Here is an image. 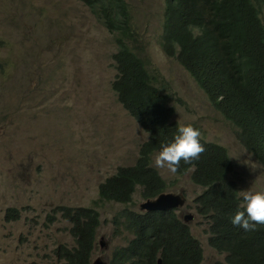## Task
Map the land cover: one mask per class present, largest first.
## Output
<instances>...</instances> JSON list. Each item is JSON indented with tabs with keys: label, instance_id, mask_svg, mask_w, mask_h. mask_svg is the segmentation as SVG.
I'll use <instances>...</instances> for the list:
<instances>
[{
	"label": "rangeland",
	"instance_id": "1",
	"mask_svg": "<svg viewBox=\"0 0 264 264\" xmlns=\"http://www.w3.org/2000/svg\"><path fill=\"white\" fill-rule=\"evenodd\" d=\"M127 1L137 32L133 46L172 96L173 120L196 125L207 140L225 145L244 191H264V165L241 143L238 127L163 51L165 0ZM115 37L82 0H0V264H64L55 249L75 240L60 206L100 211L94 258H110L132 238L126 230L115 233L113 218L126 205L99 195L100 184L119 166L135 163L148 137L112 89ZM159 170L169 183L177 179L166 191L188 197L180 212L194 215L190 226L204 247L202 264L224 261L225 254L209 247L207 219L193 207L204 188L190 173ZM141 190L129 205L138 211ZM10 208L20 209L21 217L8 221Z\"/></svg>",
	"mask_w": 264,
	"mask_h": 264
},
{
	"label": "trees",
	"instance_id": "2",
	"mask_svg": "<svg viewBox=\"0 0 264 264\" xmlns=\"http://www.w3.org/2000/svg\"><path fill=\"white\" fill-rule=\"evenodd\" d=\"M116 37L119 52V88L127 95L124 106L131 111L148 133L140 157L132 165L120 166L99 187L103 200L132 203L137 185L145 198L164 191L168 184L153 168L151 155L161 145L171 143L178 124L169 95L155 83L143 59L131 43L129 4L126 0H82ZM164 33L161 46L169 56L176 57L207 94L211 103L224 110L229 104L235 116H228L239 127V139L246 149L264 164V56L260 59L257 44L264 43V21L254 0H165ZM203 29L208 37L194 38V29ZM213 32L220 37H214ZM221 38L229 43L222 47ZM262 63V64H261ZM262 120H257L256 112ZM205 151L192 165L183 160L176 172L184 175L190 168L191 179L205 187L197 197L196 210L208 219L209 243L220 253H227L226 264H264V226L255 231L233 226L231 213L237 204L235 183L228 191L229 173L236 167L228 149L200 137ZM8 219H19L21 211L10 208ZM71 231L81 236L84 257L96 239L101 223L100 212L94 207L60 206ZM58 211V212H59ZM11 212H14L11 213ZM54 220V219H53ZM51 220V222H53ZM115 233L128 231L133 237L124 247H115L111 264H127L137 257L141 264H158V251L164 247L162 264H199L204 251L175 210L140 212L124 208L114 218ZM222 264V263H218Z\"/></svg>",
	"mask_w": 264,
	"mask_h": 264
},
{
	"label": "clouds",
	"instance_id": "3",
	"mask_svg": "<svg viewBox=\"0 0 264 264\" xmlns=\"http://www.w3.org/2000/svg\"><path fill=\"white\" fill-rule=\"evenodd\" d=\"M127 1V0H126ZM128 2V1H127ZM254 3L256 4L259 12H257V14L263 18L264 21V0H254ZM129 4V3H128ZM165 5H166V1H165ZM89 6V5H88ZM90 7V6H89ZM91 8V7H90ZM92 9V8H91ZM164 11H165V7H164ZM128 12L130 15V26H131V36L135 35V39L137 40V32L135 31V27H134V23H133V18H132V13H131V9H130V5L128 7ZM94 13V12H93ZM95 14V13H94ZM96 15V14H95ZM97 16V15H96ZM98 17V16H97ZM98 19L101 22V19L98 17ZM102 23V22H101ZM103 24V23H102ZM104 25V24H103ZM105 26V25H104ZM106 27V26H105ZM107 28V27H106ZM108 29V28H107ZM109 30V29H108ZM111 33H117V37L118 35H122L121 31L116 30V32L109 30ZM163 33H164V14H163ZM163 36V34H162ZM162 36L160 41L162 40ZM196 37H202L201 38V42L204 43L205 42V37H208L207 33L199 28L196 27L194 29V38ZM213 36L214 37H220L217 36L214 32H213ZM115 42H116V37H115ZM222 47H227L228 46V41L224 38H221L220 40ZM117 43V42H116ZM131 47L132 49L137 52L139 54V52L135 49V47L133 46V43H131ZM117 51L114 53L113 55V59L115 62V68L117 70L116 75L113 79L112 82V89L115 91V93L117 94L118 100L119 102L122 104V106L128 111V113L142 126V124L136 119V117L131 113V111L129 109H127L124 106L123 100L125 99V97L127 96L120 88H119V83L118 80L120 78V71L118 69V62L115 58L116 54H118L119 50V46L117 43ZM136 48H139L138 46H136ZM257 48L259 51V56L260 59L264 56V43L262 44H257ZM163 49V48H162ZM164 51V50H163ZM140 55V54H139ZM141 56V55H140ZM169 56V55H168ZM142 57V56H141ZM170 57H174V56H170ZM144 60L145 58L142 57ZM176 58V57H174ZM177 59V58H176ZM178 60V59H177ZM179 61V60H178ZM180 62V61H179ZM148 64V63H147ZM146 64V66H147ZM180 64L185 68V70L189 73V71L186 69V67L184 66L183 63L180 62ZM262 64V63H261ZM148 68V67H147ZM262 71H264V65L262 64ZM149 70V69H148ZM150 72V71H149ZM151 73V72H150ZM190 74V73H189ZM154 77V80L156 81L155 83L159 84L162 82L161 80V76L159 73L157 74H152ZM191 75V74H190ZM191 77L193 78V76L191 75ZM194 79V78H193ZM195 80V79H194ZM196 81V80H195ZM197 83V81H196ZM198 84V83H197ZM199 85V84H198ZM201 88V87H200ZM202 89V88H201ZM166 88L163 90V92L167 95H169L170 97V101L172 99V96L169 93L165 92ZM203 90V89H202ZM204 91V90H203ZM207 95V94H206ZM208 97V96H207ZM209 99V98H208ZM210 101V100H209ZM211 102V101H210ZM171 106H173L171 104V102L169 103ZM174 107V106H173ZM216 108V107H215ZM217 109V108H216ZM175 110V107H174ZM219 112H221L223 114V116L228 119L229 121H231L232 123L235 124L234 120H232L231 118H229L228 116H235V110L234 107L230 106L229 104L226 106V108L224 110L221 109H217ZM175 115V112L173 114V117ZM6 117H8V114H6ZM172 117V120H173ZM257 120H262L261 116L259 115V112H256V118L254 119V122ZM173 122L178 124V128H177V134L174 137V141L171 143H165L161 145V150L160 151H155L152 153L155 154L154 157V165L152 164V155H151V166L153 168H155L156 170H158L160 172L159 169L161 170H167L168 172L172 173V174H176L178 177L184 176L187 173H190V178H191V171L193 168H190L184 175H178L176 172L178 171L179 167H180V162L181 160L184 161L185 164L188 165H192L193 161L198 160L201 156V154L205 151V148L203 146V144L200 142V137H204L205 133H201L200 131V127L198 126H192L191 124H179L177 121L173 120ZM236 125V124H235ZM237 126V125H236ZM143 127V126H142ZM238 127V126H237ZM143 129L145 130V128L143 127ZM239 129V127H238ZM146 131V130H145ZM148 138V137H147ZM206 138V137H205ZM238 138H239V130H238ZM207 139V138H206ZM147 140V139H146ZM145 140V141H146ZM240 140V139H239ZM144 141V142H145ZM209 141V140H208ZM143 142V143H144ZM142 143V144H143ZM218 143V142H217ZM242 143V142H241ZM141 144V146H142ZM220 145H223L221 143H219ZM225 146V145H223ZM226 147V146H225ZM227 148V147H226ZM246 148V147H245ZM141 149V147H140ZM228 149V148H227ZM229 152V149H228ZM253 153V152H252ZM230 155V152H229ZM231 156V155H230ZM140 157V150H139V154H138V158ZM137 158V159H138ZM232 158V157H231ZM233 159V158H232ZM259 160V159H258ZM236 164V163H235ZM263 164V163H262ZM264 165V164H263ZM120 167V166H119ZM118 167V168H119ZM118 170V169H117ZM117 172V171H116ZM115 172V173H116ZM114 173V174H115ZM161 174V172H160ZM113 175V174H112ZM110 175V176H112ZM162 175V174H161ZM109 176V177H110ZM162 177L166 180L168 186L167 188L162 191L161 193H159L158 195L154 196V197H148L145 198L142 194V190H141V195L143 196V198L145 199L143 202H146L149 199H155L156 197H158L160 194L162 193H174V194H179L182 193L183 196L186 198V202L183 206H178V207H172V208H168V209H156V210H160V211H167V210H175L177 212V214L179 215V217L190 226V220L193 218V214L191 213H185V209L183 210L182 214L180 212V210L184 207L187 206L188 204V197L187 195L183 192V191H166L169 187L170 184H174L176 182L177 179H175L174 181H172L171 183H169L167 181V179L162 175ZM108 178V177H107ZM106 178V179H107ZM105 179V180H106ZM104 180V181H105ZM103 181V182H104ZM192 181V179H191ZM102 182V183H103ZM193 182V181H192ZM194 183V182H193ZM232 183H235V190L237 193V204L233 210V212L231 213V222L233 224V226H235L236 228L240 229V230H245V231H255L256 227L258 226H264V191H254L252 189L243 190V183H242V178L238 172V167L236 164V167L234 169V171L232 173H229V184H228V191L230 189V186ZM196 184V183H195ZM101 185V184H100ZM199 186H202L204 189L201 193H199L193 200V207L196 210V206H197V202L196 199L198 196H200L204 190L205 187L201 184H196ZM140 186L142 188L141 185H137V187ZM100 187V186H99ZM136 187V190H137ZM135 190V192H136ZM133 193V202L132 203H122V202H118V203H122L124 205H126V207L130 208L129 205L134 203V194ZM100 195V192H99ZM101 199V197H100ZM103 200V199H101ZM104 201H108V200H104ZM117 202V201H114ZM141 202V203H143ZM140 203V205H141ZM79 207H86V206H79ZM89 207H93V206H89ZM125 207V208H126ZM96 208V207H94ZM97 209V208H96ZM132 209V208H131ZM98 210V209H97ZM135 210V209H134ZM156 210H151V211H156ZM99 211V210H98ZM138 211V210H136ZM139 211L140 212H149V210H141V207L139 206ZM100 212V211H99ZM120 212V211H119ZM118 212V213H119ZM197 212V210H196ZM59 213L62 214L61 211H59ZM197 214L199 216H203V214L198 213ZM117 215V213H116ZM116 215L114 216V218L116 217ZM64 217V216H63ZM190 217V218H187ZM113 218V220H114ZM206 218V217H205ZM207 219V218H206ZM7 220L9 221L8 217ZM101 221V219H100ZM69 222V221H68ZM114 222V221H113ZM102 223V221H101ZM101 223L99 224V226L96 228V230L98 231V228L100 227ZM207 224H208V219H207ZM72 226V224H71ZM209 224H208V229L209 230ZM116 230V229H115ZM190 230H191V226H190ZM70 232L72 234V236L74 237L75 243L72 246H69L67 244H59L56 249H55V254L57 256V258L61 261L64 262V264H94L96 261H100L103 264H111L112 261V254L114 249L112 250L111 256L110 258H105L103 255H99L96 258H94L95 255V251H96V245H97V232H96V239L94 241V245L93 248L91 250H87L85 257L79 253L82 252V250L84 249V247H86L85 245H82V240H81V236H77L73 233V231ZM192 232V231H191ZM129 233V232H128ZM208 233V232H207ZM208 243H209V237H210V233H208ZM131 235V234H130ZM133 237V235H131ZM105 239V238H104ZM106 240V239H105ZM200 242V241H199ZM107 243V241L105 242ZM201 243V242H200ZM128 242L124 245H127ZM124 245L122 246H116V247H124ZM202 245V244H201ZM203 247V245H202ZM209 247H211L212 249H214L216 252H218L219 254H225V260L224 261H217L215 264L218 263H222V264H226V255L227 253H220L217 249H215L214 247H212L209 243ZM109 248V247H108ZM203 251H204V247H203ZM165 255L164 252V247L161 246L159 248L158 251V264L159 261L161 260V264L163 261V257ZM204 259V256H203ZM203 259L200 261L199 264H202ZM127 264H141L139 262V260H137V257L129 259V261H127Z\"/></svg>",
	"mask_w": 264,
	"mask_h": 264
},
{
	"label": "water",
	"instance_id": "4",
	"mask_svg": "<svg viewBox=\"0 0 264 264\" xmlns=\"http://www.w3.org/2000/svg\"><path fill=\"white\" fill-rule=\"evenodd\" d=\"M186 202V198L182 193H162L155 199H149L146 202L141 203V210H156V209H168L172 207L183 206ZM190 218V217H187ZM161 264V260L159 261ZM94 264H103L100 261H96Z\"/></svg>",
	"mask_w": 264,
	"mask_h": 264
}]
</instances>
